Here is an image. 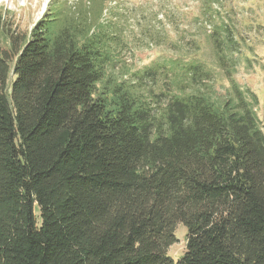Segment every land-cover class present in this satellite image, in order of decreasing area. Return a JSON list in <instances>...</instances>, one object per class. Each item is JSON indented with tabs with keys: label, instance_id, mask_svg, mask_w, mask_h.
<instances>
[{
	"label": "trees",
	"instance_id": "trees-1",
	"mask_svg": "<svg viewBox=\"0 0 264 264\" xmlns=\"http://www.w3.org/2000/svg\"><path fill=\"white\" fill-rule=\"evenodd\" d=\"M50 14L21 42L0 22V264H264L256 96L234 83L222 98L187 54L170 60L179 91L156 111L109 77L101 30ZM222 14L209 3L202 17L224 63L238 43ZM178 223L187 243L174 262Z\"/></svg>",
	"mask_w": 264,
	"mask_h": 264
},
{
	"label": "rangeland",
	"instance_id": "rangeland-1",
	"mask_svg": "<svg viewBox=\"0 0 264 264\" xmlns=\"http://www.w3.org/2000/svg\"><path fill=\"white\" fill-rule=\"evenodd\" d=\"M209 3L223 13L213 20L234 27L238 50L223 52L229 59L224 63L217 60L209 23L202 17ZM57 12L101 30L109 41V77L134 87L156 111L170 92L179 91L171 86L176 77L168 70L170 60L189 54L215 73L216 79L208 80L217 81L215 89L222 98L234 92V83L243 88L249 103H254L251 95H255L253 109L264 125V0H0V22L8 33H17L20 42L40 20ZM5 43L3 36L1 45L5 47ZM196 43L202 45L199 52ZM156 63L165 66L163 72H153ZM225 65H232L230 75ZM180 84L191 90L194 85L190 77L180 79ZM35 213L39 218L38 206ZM175 236L177 242L169 247L168 255L177 262L186 252L183 223L177 224Z\"/></svg>",
	"mask_w": 264,
	"mask_h": 264
}]
</instances>
